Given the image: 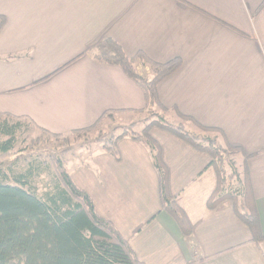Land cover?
I'll use <instances>...</instances> for the list:
<instances>
[{
	"label": "crops",
	"instance_id": "obj_1",
	"mask_svg": "<svg viewBox=\"0 0 264 264\" xmlns=\"http://www.w3.org/2000/svg\"><path fill=\"white\" fill-rule=\"evenodd\" d=\"M106 38L130 58L182 60L158 84L160 102L245 152L262 238L231 200L209 207L212 156L161 128L150 136L189 235L162 208L152 154L139 141L121 139L119 161L103 147L76 155L77 175L66 160L72 181L142 264H264V0H0V113L54 135L91 128L108 112L145 113L143 89L94 59Z\"/></svg>",
	"mask_w": 264,
	"mask_h": 264
},
{
	"label": "trees",
	"instance_id": "obj_2",
	"mask_svg": "<svg viewBox=\"0 0 264 264\" xmlns=\"http://www.w3.org/2000/svg\"><path fill=\"white\" fill-rule=\"evenodd\" d=\"M99 51L94 55L96 61L120 67L143 89L147 102L146 112L152 113L155 126L212 156L211 165L218 173V187L209 201V207L214 209L222 201L231 200L236 214L249 227L254 240L262 238L246 166L241 173L236 170L228 176L225 173V155L233 152L246 157L245 152L231 146L223 131L205 128L181 115L176 109L165 108L160 102L158 84L176 71L182 60L176 58L167 63H157L144 53L130 58L112 38H106ZM138 63L151 69L148 76L138 73ZM159 110L161 114H158ZM171 111L206 132L219 134L223 143L220 144L217 138L193 136L183 124L173 125L166 116ZM102 119L91 128L76 132L92 130ZM21 120L0 113V135L7 137L0 142V157L9 155L15 148L17 135L22 129ZM135 125L133 123L131 127ZM124 137H130L149 148L159 176L162 208L174 216L184 233L189 235L190 224L170 193L169 172L162 160V150L149 135V128L140 134L132 133L129 129L103 144V149L118 161V143ZM236 163L233 162L235 168L238 166ZM63 166L61 162L57 166L60 177L55 178L52 189L43 197L37 195L30 186L29 179L35 176L32 169L24 174L12 175V182L6 173L0 171V264H142L113 223L96 212L92 198L76 186Z\"/></svg>",
	"mask_w": 264,
	"mask_h": 264
},
{
	"label": "rangeland",
	"instance_id": "obj_3",
	"mask_svg": "<svg viewBox=\"0 0 264 264\" xmlns=\"http://www.w3.org/2000/svg\"><path fill=\"white\" fill-rule=\"evenodd\" d=\"M100 52L99 50L96 53ZM139 68L146 69L147 73L151 69L142 63H138ZM162 111L159 110L158 114ZM171 115L167 116L170 122L183 124L187 127V132L199 138H217L220 144L223 143L221 137L217 133L206 132L195 124L181 118L177 113L170 112ZM151 112H145L131 116H116V114L106 115L97 126L89 131L73 132L68 135H50L49 133L35 128L28 121L22 122V129L17 135V143L12 152L0 157V171L6 173L12 182V175L24 174L28 169L35 172V176L29 179L30 186L33 191L40 197H43L46 192L50 191L53 187V182L59 176V168L57 167L61 162L62 165L67 164L69 160V171L77 175V162L76 155L84 154L103 147L104 143L111 140V137H118L124 131L130 129V132L140 134L143 130L149 128H159L155 126V121ZM136 125L132 128V124ZM179 125L176 124L175 126ZM185 127V128H186ZM189 129V130H188ZM193 130V132H191ZM7 139L6 136L0 135V142ZM230 152L225 155L227 160L226 175L233 174L235 170L239 173L243 171L242 161L243 156L240 154L235 155ZM233 162H237L235 165ZM64 167V166H63ZM60 177V176H59ZM58 177V178H59ZM234 185V183H232Z\"/></svg>",
	"mask_w": 264,
	"mask_h": 264
}]
</instances>
